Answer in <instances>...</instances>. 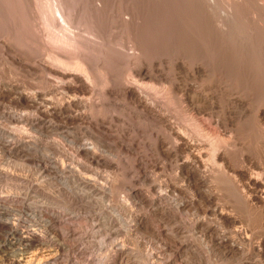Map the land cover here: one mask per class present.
<instances>
[{
  "label": "bare ground",
  "instance_id": "1",
  "mask_svg": "<svg viewBox=\"0 0 264 264\" xmlns=\"http://www.w3.org/2000/svg\"><path fill=\"white\" fill-rule=\"evenodd\" d=\"M247 2L253 19L245 25ZM226 4L0 0V117L36 135L8 140L2 136L13 135L0 128V147L19 159L39 147H71L87 162L119 170L123 162L105 154L131 153L121 172L129 176V196L163 227L122 206L131 231H171L192 261L195 244L178 215L195 212L202 216L193 227L213 251L239 256L238 264H264V0ZM8 103L21 113L6 111ZM248 117L257 126L254 144L240 133ZM51 135L63 142L44 143ZM50 169L104 198L118 185L117 177L101 184L65 162ZM10 200L0 197V205ZM122 213L106 216L110 230ZM1 219L7 245L22 247L11 264H60L70 247L64 237L75 233L59 234L54 220L48 231H26ZM112 249L114 264H134L123 242Z\"/></svg>",
  "mask_w": 264,
  "mask_h": 264
},
{
  "label": "rangeland",
  "instance_id": "2",
  "mask_svg": "<svg viewBox=\"0 0 264 264\" xmlns=\"http://www.w3.org/2000/svg\"><path fill=\"white\" fill-rule=\"evenodd\" d=\"M228 1L229 0H222L223 6L227 5L226 3H228ZM246 4H248L245 5L248 7L245 8L246 12L244 11L246 16L243 14L240 18V20H243H239L245 25L249 22L251 23L253 19L251 18L253 16V5L251 6L249 2ZM247 9L249 11H247ZM4 108L14 115L21 113V110L14 104H4ZM249 118L250 117H248L246 121L250 125L246 122V125L244 124V127H241L242 131L240 130V133L246 144L251 142V144H254L256 139L258 140V138H256L258 137L257 126L252 120L253 118ZM250 120L252 121L250 122ZM0 128L13 135V138L2 136V138L8 140L13 139L16 141L21 137L25 140H30L36 136L29 127L11 123L3 116L0 117ZM44 141V143H59L63 142V139L59 136L56 138V135H51L46 137ZM82 141L83 143L88 142L87 140ZM66 149V151H53L39 147L37 150L34 149L29 152L28 159H19V157L9 154L4 148L0 147V197L11 198L9 203L7 202L5 206L0 205V211L4 214L1 217L2 219H0L7 222L16 221L20 227L26 231H48L49 229L47 228H50L51 220H54L55 230L57 229V232L61 235H65V233L67 234L69 231H74V235H69V237L67 235L64 237L65 239L67 238L66 240L70 247L63 254L60 264H114V253L112 248L114 243L119 241L126 245L127 258L134 264H164L165 262H172L173 264L239 263V256L224 258L220 253L210 248L209 242L201 241L203 239L202 232L200 229L193 227V222L202 215H197L195 212H191L187 215H178V218H180L179 221L190 229V233L188 232L186 236L194 241L195 244L191 250L192 252L190 251V253L195 251L192 256V261L188 253L178 249V242L180 239L177 237L176 239L171 231H166V235L155 233V231L150 229L131 231V227L129 229V226H132L133 222L127 213L121 210L122 206L132 208L133 211L144 214L151 226L154 227L158 225V227L156 226L154 228L158 229L162 226V224L153 217V213L149 208L140 206L137 200L129 196V176L122 174L132 160L133 154H128L127 152L120 153L117 156L108 153L105 154L110 160H115L117 162L118 159L123 162V166H121L119 170L115 167L112 168L92 164L85 161L75 149H71V147ZM55 162L59 164L65 162L67 165L69 164L78 170L81 175L96 179L101 184H105L108 179V181H112L114 177L119 179L121 177V179L116 181L118 185L113 189L114 192L112 191L113 193H110L109 198H104L102 194H92L82 190L76 185L77 183L67 184L63 174L50 169L54 166ZM48 166L49 169L47 170L46 168H48ZM157 173L158 172H154L153 170L149 172L151 176H155L152 178H157L159 176ZM168 174H170L171 177L174 176L173 171H169ZM138 184V189L143 192H148V184ZM159 193H161V191L157 190L153 195L157 196ZM12 199H14V201ZM67 199H73V202L68 204ZM165 203L167 205L168 202ZM122 212L126 214L123 215V220H118L115 226L117 230L114 228L110 230L109 225H106V216L112 215L116 217ZM244 215H246V213ZM212 219L214 218L212 217ZM215 224L214 222V225ZM169 227L170 226H168V228ZM59 238L60 237L56 238L57 242L61 241ZM5 240L6 234L0 232V264H11L13 259L21 256L22 252L20 248L22 247L17 243L13 244L12 242L15 240H11L12 244L7 245ZM29 254H26V256H30Z\"/></svg>",
  "mask_w": 264,
  "mask_h": 264
}]
</instances>
